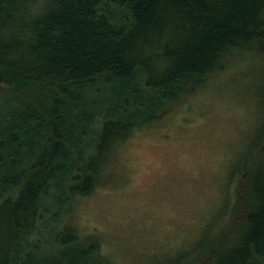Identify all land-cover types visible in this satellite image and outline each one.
I'll use <instances>...</instances> for the list:
<instances>
[{
  "label": "trees",
  "instance_id": "trees-1",
  "mask_svg": "<svg viewBox=\"0 0 264 264\" xmlns=\"http://www.w3.org/2000/svg\"><path fill=\"white\" fill-rule=\"evenodd\" d=\"M34 3L0 0V264H111L102 238L73 222L75 201L133 128L232 54L264 52V0ZM261 137L251 164L236 167L235 227L199 250L207 264H264V184H253Z\"/></svg>",
  "mask_w": 264,
  "mask_h": 264
},
{
  "label": "rangeland",
  "instance_id": "rangeland-1",
  "mask_svg": "<svg viewBox=\"0 0 264 264\" xmlns=\"http://www.w3.org/2000/svg\"><path fill=\"white\" fill-rule=\"evenodd\" d=\"M257 53L232 54L163 116L133 128L95 189L75 201L73 222L102 238L111 264H196L206 243L235 227L243 174L236 167L244 158L251 164L264 132V52ZM257 169L253 184L262 190L264 155Z\"/></svg>",
  "mask_w": 264,
  "mask_h": 264
}]
</instances>
